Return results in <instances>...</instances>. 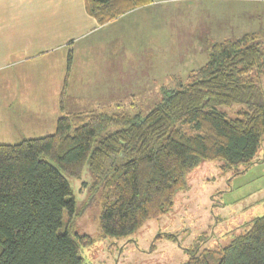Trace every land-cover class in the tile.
I'll list each match as a JSON object with an SVG mask.
<instances>
[{"label":"trees","instance_id":"1","mask_svg":"<svg viewBox=\"0 0 264 264\" xmlns=\"http://www.w3.org/2000/svg\"><path fill=\"white\" fill-rule=\"evenodd\" d=\"M152 3L85 0V8L104 25ZM262 36L213 42L207 62L181 88L163 87L145 115L69 112L53 134L0 144V264H83L80 245L91 239L60 230L64 212L76 211L65 175L81 178L87 165L101 232L110 237L165 214L200 162L223 160L232 176L252 166L264 139V90L254 78L264 75ZM232 104L247 111L230 118L217 109ZM185 264H264V214L221 251L192 252Z\"/></svg>","mask_w":264,"mask_h":264},{"label":"rangeland","instance_id":"2","mask_svg":"<svg viewBox=\"0 0 264 264\" xmlns=\"http://www.w3.org/2000/svg\"><path fill=\"white\" fill-rule=\"evenodd\" d=\"M253 32H264V0H153L128 19L88 36V46L78 54V60L87 61L82 69L88 89L66 90L63 96V90H21L19 96L39 111L28 110L32 118L25 125L0 126V144L53 134L58 119L69 112L145 115L159 103L163 87L181 88L207 62L213 42ZM58 64L64 75L67 62L60 58ZM81 66L76 62L74 76ZM254 78L264 90V75L255 73ZM217 109L230 118L247 111L241 104ZM223 165V160H204L188 171L172 208L128 237L102 234L101 204L92 201L94 175L87 165L81 178L65 175L76 211L73 218L64 212L60 231L91 239L80 245L83 264H185L192 252H219L264 214V139L247 170L232 176L235 168Z\"/></svg>","mask_w":264,"mask_h":264},{"label":"crops","instance_id":"3","mask_svg":"<svg viewBox=\"0 0 264 264\" xmlns=\"http://www.w3.org/2000/svg\"><path fill=\"white\" fill-rule=\"evenodd\" d=\"M147 7L101 25L86 11L85 0H0V111L5 112L0 114L1 128L25 125L32 118L26 112L39 111L37 104L19 96L21 90L88 89L82 69L86 58L78 60L88 36ZM60 58L67 62L64 75L59 72ZM78 61L82 66L74 76Z\"/></svg>","mask_w":264,"mask_h":264}]
</instances>
